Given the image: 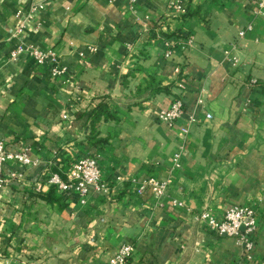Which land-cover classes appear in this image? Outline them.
Masks as SVG:
<instances>
[{
    "label": "crops",
    "instance_id": "crops-1",
    "mask_svg": "<svg viewBox=\"0 0 264 264\" xmlns=\"http://www.w3.org/2000/svg\"><path fill=\"white\" fill-rule=\"evenodd\" d=\"M256 1L0 0V141L30 160L2 168L0 264H107L127 244L131 264H264V19ZM19 46L51 51L66 74L51 77L26 53L11 58ZM175 99L183 116L159 123ZM100 104L107 118L91 136ZM88 157L113 193L90 189L81 200L57 192L49 201L48 175ZM150 178L167 182L160 201L137 194ZM239 206L256 214L248 251L195 220Z\"/></svg>",
    "mask_w": 264,
    "mask_h": 264
},
{
    "label": "built area",
    "instance_id": "built-area-1",
    "mask_svg": "<svg viewBox=\"0 0 264 264\" xmlns=\"http://www.w3.org/2000/svg\"><path fill=\"white\" fill-rule=\"evenodd\" d=\"M132 5L135 0H123ZM246 1V0H245ZM175 9L180 10L179 7L173 6ZM42 9L43 3L36 6V9ZM183 13V11H182ZM264 19V0L256 1V13ZM23 24L18 26L15 34L19 35L22 32ZM250 30V27L246 31ZM245 35V31L238 34L239 38ZM189 44V42L187 43ZM165 58H170L173 54V45L171 43H165ZM235 45H231V51H234ZM89 51H92L90 49ZM20 53H26L37 66L47 65L49 68V74L51 77H61L66 74V68L61 66L54 54L51 51H41L36 47L19 46L11 55V58H15ZM229 56V53H225ZM233 66L237 65V59L235 57H229ZM175 73H179V68H175ZM201 104V100L198 101ZM184 110L180 100H174L170 106L162 110L157 115L159 123L166 126H172L183 116ZM209 117V115H207ZM192 122L193 120L190 119ZM187 130H183V134H186ZM180 154L177 153L173 156V166L176 168L179 166ZM7 161H15L18 164L25 166L30 163V160L25 154L8 153L5 144L0 141V189L3 188L5 180L2 176V168ZM19 175L13 173L11 178H16ZM46 183L49 186H54L60 193L76 194L81 200L87 196L90 189H95L103 194L113 193V187L109 184L103 183L101 179V171L97 160L95 158H83L70 162V165L62 173V176L58 173H50L48 175ZM146 190L150 191L152 197L156 201L162 200L166 196L167 182H158L155 179H148L138 184L137 194H142ZM195 220L204 224L209 230L216 233L218 236L223 237H236L241 242H244L246 250L251 249V242L249 237L256 227V214L255 211L249 207L239 206L228 209L221 219H216L208 211H200L195 216ZM241 228L243 230H241ZM134 251V247L131 244L122 246L115 255L108 261L107 264H131L130 260Z\"/></svg>",
    "mask_w": 264,
    "mask_h": 264
},
{
    "label": "trees",
    "instance_id": "trees-1",
    "mask_svg": "<svg viewBox=\"0 0 264 264\" xmlns=\"http://www.w3.org/2000/svg\"><path fill=\"white\" fill-rule=\"evenodd\" d=\"M99 110V111H98ZM105 111H106V106H102V104H100V105H98V108H97V110H96V112H95V114H94V118H93V121H92V127L96 124V123H98V121H99V116H101V115H103V118L104 119H106L107 118V116H106V113H105ZM105 113V114H104ZM92 132H91V136L93 135V136H95V134H93L94 133V127H93V129L91 130ZM100 142V141H99ZM69 165V164H68ZM68 167V166H67ZM67 167H64L63 168V170H61V169H57L58 171H55L54 173H58V174H60L61 176H62V173L65 171V169H67ZM63 171V172H62ZM57 192H59L57 189H56V187H54V186H49V190H48V192L46 193V197H47V199L49 200V201H51V199H53V200H55L54 199V195H56V193Z\"/></svg>",
    "mask_w": 264,
    "mask_h": 264
},
{
    "label": "water",
    "instance_id": "water-1",
    "mask_svg": "<svg viewBox=\"0 0 264 264\" xmlns=\"http://www.w3.org/2000/svg\"><path fill=\"white\" fill-rule=\"evenodd\" d=\"M241 230H243V229L241 228Z\"/></svg>",
    "mask_w": 264,
    "mask_h": 264
}]
</instances>
